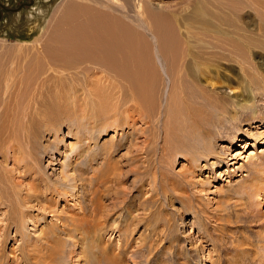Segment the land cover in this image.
I'll return each mask as SVG.
<instances>
[{
	"label": "rangeland",
	"instance_id": "1",
	"mask_svg": "<svg viewBox=\"0 0 264 264\" xmlns=\"http://www.w3.org/2000/svg\"><path fill=\"white\" fill-rule=\"evenodd\" d=\"M66 1L0 0V46H8V49L12 48V46L15 47L18 43L31 46L36 43L34 41H42L43 39V42L49 41V39L56 42L67 36V34L69 40L74 41L69 36L70 28L80 24L85 19L84 16L87 15L85 10H82L81 13L79 12L80 6L77 3H89L90 0H76L73 3H76L74 17L72 16V19L60 24L61 17L66 15L64 6ZM142 1L144 7H153L155 13L161 12V6L170 5L178 13L186 14L187 12L190 13L192 9L191 3L195 0ZM219 1L229 7H226L227 14L225 15L227 25L229 24L230 27L229 30L234 25L243 26L246 29L248 28L247 24L252 25L253 21L256 23V33L259 32V26L264 28V8L261 7L264 6V0H256V2L251 0L254 5L249 1L247 6L243 4L244 2L242 1L244 0ZM257 1L259 2L257 3ZM180 6L183 7L184 13ZM208 7L213 8L215 11L217 10L210 4ZM166 8L163 7V9ZM86 12L90 13V10H86ZM55 29H57L56 40H54ZM60 35L63 36L60 37ZM57 44L61 45L63 42H58ZM74 50L78 52L77 49ZM262 50L264 51V48ZM159 52V55H161V48ZM163 56L166 58L165 53H163ZM29 59L27 57V60ZM10 61L8 54L0 57V62L5 63L6 67H9ZM250 62L245 61L246 65L232 62L236 68L231 71V78L228 82L224 81L218 70H216V73L212 72L213 67H207L206 69L208 75L212 76V81L216 86H226L232 97L243 99L245 93H247L244 89L248 87L249 80L253 77L252 72L257 70L256 72L261 73V75L264 73L263 69L257 67L256 59ZM217 67L221 70L224 69V65ZM26 68L27 74L26 72H21L20 75L29 83L31 78L36 77L37 73H34V67H32L33 74L30 72L31 67L26 66ZM0 71L3 73L5 70ZM162 74H164L163 78L166 83L163 88L164 93L163 96L159 95L152 108L153 110L151 109L152 112H150L151 115H155L153 118L155 121H142V119L137 118L130 124L131 128L129 125H122L115 130L109 125L113 120L110 116V114L113 115L114 113L112 110H108L107 119L103 120L100 118L98 120V122H101L98 123V126L93 131L95 129V132L101 130V127L105 129L98 134L96 144L101 146L114 144L113 151L115 152L112 151L111 155L107 156L106 161L100 155H95L106 154L103 146L101 150L93 151V155L91 150H85V153L81 149L82 141L79 140V135L75 133V126H71L72 121H75V119L78 121L84 120V114L89 111L91 113L97 109L96 111L101 112L98 106L94 109V106L91 104L90 106L89 103H83L80 98L77 106H74L76 109L75 118L72 117L74 115L70 111L72 108L68 105L63 106L62 100L57 101L52 97V99H46L39 104H35L32 108L30 106L27 107L28 104H26L27 100L25 99L27 96L19 98L21 101H19L17 108L20 111L23 109L25 111L30 110L35 115L32 132L37 130L35 132L37 135L34 133L36 135L34 139L36 148L38 146L36 153L42 158L39 169L45 175L43 177L48 179L49 184L57 185L62 188V191L66 190V194L53 195L55 199L51 200V210L48 208L47 210H42L44 205L41 206L36 201L32 200L29 202L28 205L33 206L31 208L28 206V209H26L28 213L23 220V226H20V228L23 227L20 231L16 230L14 224H7L5 215L9 211L7 210L8 206H0V242L4 244L0 243V264H2L1 261H4L3 264H23V262L27 264L30 258L24 257H26V253H31L32 248L30 247L35 245L38 248L39 245L44 244L46 240L45 234L50 233V229L56 226L55 222L62 225L60 219L66 216L68 218L69 215L77 213L83 215V218L86 215L88 217L87 220L89 222L86 219L82 222L85 230L84 238L86 239L82 243L77 231H75L76 233L73 232L72 236L60 233L58 235V238H60L59 246L57 245V248L51 252L50 264H95V261L97 262L96 264H264V252L260 249L264 245V232H261L264 224V193L260 194V196L254 193L249 197L240 191V186L246 183V178L250 173L251 169L249 167L252 165V160L261 162L259 154H264V96L251 102L256 107L254 116H261L263 120L257 117L254 121L243 119L239 121V125L235 126L229 120L228 114L225 113L227 118H223L222 124L219 122L217 130L214 131L218 135L222 134V137L216 138L212 142V150H215L213 154L205 155L209 151L201 148L203 145L200 141L203 139L207 141L209 136L204 133L205 131H198V133L194 131V135L191 138L189 137L188 142H178L177 144L182 147L184 145L199 144L200 149L196 154L197 162L193 165L190 164L186 154L181 152L183 150H179V152L176 147H173L176 143L173 141L172 119L168 112L166 100L169 81L164 69H162ZM81 82L79 83L81 84ZM75 84L77 91L73 93L74 96L77 95L86 100L88 97L86 96L87 93L82 91L80 86L77 87V83ZM93 85L94 87L96 85L95 88L98 93L99 88L97 89V85L99 84L96 82L89 83L88 86L90 88L86 85V91L91 89L93 91ZM254 90L258 91L256 88ZM93 92H95V89ZM231 95L228 96L230 99H232ZM225 97V101L229 102L230 99L227 96ZM81 102L83 106L78 105ZM251 103L249 101L245 104L251 105ZM86 105L90 108L93 107V111L92 108L90 110ZM82 107H87L85 108L86 111ZM32 109L35 110L33 111ZM165 112H168V114ZM47 113L49 114L48 117L50 116L49 118ZM238 114L236 115L238 116ZM249 114H253L252 111L248 112ZM73 118L75 119L73 120ZM180 123L183 124L182 119H180ZM205 123L212 128V131L216 127L212 117L206 120ZM153 124L157 125H155L156 129ZM226 129L227 131H225ZM168 134L172 137V140ZM258 134L261 138L260 142L255 140ZM163 143L166 144L164 145ZM171 143H173L172 146ZM96 144L93 145L91 143L92 147L90 149H93ZM166 146L168 147L165 148ZM44 148L47 149V151L45 150L46 153L42 152ZM169 150L170 152H176L172 155ZM167 151L169 152V157ZM162 152L164 155L161 154ZM87 156L90 158V163ZM161 158L163 159L161 160ZM262 163L264 165V161ZM4 165L2 166L8 170L13 167L10 159L4 162ZM31 170L24 172L20 168V179L17 180L26 185L21 184V190L31 189L34 186L31 184V175H33ZM65 174H71L77 178L62 186V178ZM261 176L264 177V173ZM103 178L105 179L103 180ZM104 181L106 182L104 183ZM27 183L29 184L27 185ZM72 183L75 184V187H72ZM263 184L264 178L259 182L260 187H264ZM75 192L76 195H74ZM43 196L45 198V194ZM41 198L43 197L41 196ZM48 200L50 201L49 198ZM243 201L246 205H244ZM46 204L49 205V203ZM247 204L250 205L253 213L257 212L256 220L245 221L246 213L249 210L246 207ZM90 208L96 209L98 212L95 215L98 216L91 218L88 215ZM8 209H11V207H8ZM60 224L59 226H61ZM3 228L4 231L2 230ZM92 238L94 240H91ZM258 250L262 253H258ZM99 254L100 259L97 256ZM85 259L89 262L87 263ZM37 264L48 263L47 261L43 263L37 261Z\"/></svg>",
	"mask_w": 264,
	"mask_h": 264
},
{
	"label": "bare ground",
	"instance_id": "2",
	"mask_svg": "<svg viewBox=\"0 0 264 264\" xmlns=\"http://www.w3.org/2000/svg\"><path fill=\"white\" fill-rule=\"evenodd\" d=\"M75 1L76 0H67L65 2L64 6L66 15L61 17L59 21L60 24L67 22L74 17L76 3H73ZM249 1L251 0H244L242 2L247 6L249 5V3H247ZM252 1L256 2V0ZM259 1H257V3ZM192 3V7L190 6L192 8L190 13L187 12L185 14L183 7L180 6L184 13L181 14L182 12L178 13V11H176L175 8H171L170 5L161 6V12L159 11L155 13L153 7H144L142 0H90L89 3L81 2V4L77 3L80 6L79 12L81 13L82 10H85V14L87 15L84 16L85 19L82 18L83 20L80 24L77 23L78 25L70 28L69 36H71L75 42L70 41L67 37L68 34L67 36H65V34L64 38H61L60 41L56 42L46 38L49 39V41L43 42L44 39L42 41L36 40L34 41L36 43L31 46L23 45L21 43H18L15 47L12 46V48L9 49L7 48L8 46H0V57L8 54L11 59L9 67H6L5 63L0 62V67L2 66L0 70H5L3 73L0 71V206L5 205L9 208L11 207V209H8L7 207V210L9 211L7 215H5L8 225L14 224L16 230L18 229V231H20V229L23 228H20V226H23V220L28 213L26 209H28V206L29 208L33 206L28 205L29 202L32 200L36 201L41 204V206L44 205L42 210H47V208L51 210V200L55 199L53 195L66 194V190L62 191V188L57 185L49 184L48 179L43 177L45 175L41 169H39L42 158L36 153L38 146L36 148L34 139L36 138L35 136L37 134L35 132L37 130L35 129L36 131L32 132L35 115H33L30 110L25 111L23 109L20 111L17 108L18 103H20L19 101H21L19 100L21 96H23V98L27 96V98H25L27 100L26 104H28L27 107L30 106L32 108L35 104H39L46 99H52V97L57 101L62 100L61 102L63 106L68 105L72 108H68L72 111L73 114H71L74 115L72 117H75V107L80 98L83 100V103H89V105L91 104L94 106V109L98 106L101 112L96 111L97 109L91 113H89V111L84 114V120L78 121L75 117L73 118L75 121H72L71 123V126H75L74 130L75 133L79 135V140L82 141L81 149H83L84 152L85 150H91V154L95 150L102 149L103 145H97L96 140L100 131L105 128L101 127V130L96 132V129L94 131L93 129L101 122H98L100 118L103 120L108 118V116H106V114H109L107 113L108 110L114 112L113 115L110 114L113 120L109 125L115 130L122 125H129L130 127V124H132L137 118L142 119V121H155L153 119L155 115H151L150 112H152L151 109L154 107L159 95L163 96L164 93L163 88L166 83L164 82L162 69H164L165 75H167L166 77H168L169 81L168 88L166 87V100L168 103V112L172 119V121H170L172 122L173 141H175L176 144L180 141L188 142L189 137L191 138V136L194 135V131H197V133L198 131H205L204 133H207L209 136L207 141L206 139L200 141L203 145L201 148L209 151L205 153V155L213 154L215 150H212V142H214L216 138L222 137V134L218 135V133L214 131L217 130V124L219 122L221 123L223 118H227L225 113L228 114L229 120H231L235 126L239 125V121H242L243 119L254 121L257 117L263 120L261 116H254L256 113L254 111L256 107L254 103L251 102H254L252 101L254 99L264 96V73L261 75V73L256 72L257 70L254 71L256 74L252 72L253 77L249 80L248 87L244 89L246 90L245 92H247L245 93V97L243 99H237L234 98V96L232 97L230 92L227 91L226 86H216L212 81V76L208 75L206 68L213 67L212 72L215 73L216 70H218L224 81L227 82L230 80L231 71L236 68L235 64L237 63L245 64V61L250 62L251 60L254 61V59H256L257 67L264 71V51L262 50L264 48V28L259 26V32L256 33V23H254L255 21H251L252 25L247 24L248 28L246 29L243 26L234 25L232 29L229 30L230 27L229 24L227 25V19L225 20V15L227 14L226 7H228L225 5L227 4L224 5L219 0H208V2L207 0H195L194 2L192 1ZM209 4L217 10L215 11L213 8L211 9L208 7ZM163 7L167 8L163 9ZM261 7L264 8V6ZM176 8L178 9V7ZM86 10H90V13H87ZM57 29L54 30V40H56L55 36H57ZM61 36L63 35H60V37ZM66 37L67 39L65 41ZM58 42H63V44L58 45ZM160 48L161 55H159ZM74 49H77L78 52ZM163 53L166 54V58L163 56ZM27 57L30 59L27 60ZM232 62H235V64ZM221 65H224V69L222 70L217 67ZM26 66L31 67V73L33 69L32 67H34V73H37L36 77L31 78L29 83L20 75L21 72H26ZM81 80L84 82L82 83ZM79 82H81V84ZM91 82L99 84L97 85V89L99 88L98 93L96 92V85L95 87L93 85L95 92H93L94 89L93 91H91L92 89L86 91L87 87L85 86H88ZM75 83L78 84L77 87L80 86L82 91L87 93L86 96L88 97L86 100L77 95L74 96L73 93L77 91ZM88 87L90 88V86ZM254 88L258 91H255ZM260 89H262V91H260ZM230 95L232 99L228 97ZM225 96L230 99L229 102L225 101ZM249 101L251 103V105L249 104L250 106L247 105L248 103L245 104ZM78 105L83 106L82 102ZM82 108L85 110L87 107ZM91 108L93 111V107ZM32 110L34 111L35 109ZM250 111H252L253 114L248 115V112ZM168 112L165 113L168 114ZM237 113H239L238 116L236 115ZM48 115L49 114L47 113V117ZM210 117L213 118L216 124H214L216 127H214L213 131L211 130L212 128L205 123ZM140 119L139 121H141ZM180 119H182L183 124L180 123ZM155 125L156 124H153L156 129ZM224 126L226 127V125ZM227 129L225 131H227ZM34 133L36 135H34ZM171 138L172 137H170V139ZM255 140L260 142L261 138L259 134L255 137ZM91 143L93 145L96 144L94 147L95 149H90V147H92ZM163 144L165 145L166 143ZM172 144L173 143H171V146ZM176 144L175 146L173 145V147H176V150L178 151L183 150L181 152L186 154L189 158L190 164H196V154L200 149L199 144L184 145L183 147L179 144L176 146ZM113 145L109 144L108 146H103L107 155H95H100L106 161L107 156L111 155V152L113 151ZM167 147L168 146L165 148ZM45 150L47 151V149L44 148L42 152L46 153ZM175 152L170 153L173 155ZM164 153L162 152L161 154L164 155ZM202 154L204 153L202 152ZM87 158H89V156H87ZM259 158L264 161V154H259ZM8 159L11 160L13 166L10 170L4 167V162H7ZM162 159L163 158H161V160ZM80 160H82V158H80ZM89 160L90 158L88 161ZM262 161L255 162L252 160V165L249 167L251 170L249 169L250 173L246 178V183H244L243 186H240L242 194L251 197L254 193L258 196L264 193V191L262 192L264 187H260L259 185V182L264 178L261 176L262 173H264V165ZM20 168H22V171L24 172L32 169L31 171L33 175H31V184L34 185L31 188L32 191L30 188L21 190L20 185L22 183L21 181L18 182L20 179ZM78 170L81 171L80 168H78ZM75 178L77 177L74 175L65 174L62 178L61 185L63 186ZM104 179L105 178H103V180ZM105 182L106 181H104V183ZM100 183H102V181H100ZM28 184L29 183H27V185ZM22 185H25V183ZM74 185L75 184H73L72 187H75ZM44 194L45 198L43 196ZM74 195H76V192ZM41 196L43 198H41ZM46 203H49V205ZM244 205H246L245 202ZM246 207H248L249 210L246 213L245 221L256 220L255 217L257 212L253 213L248 204ZM90 209V211L88 210L90 213L87 214L90 215L91 218L98 216L95 215L98 212L96 209ZM4 213L6 214L5 211ZM69 216L68 218H66V216L65 218L60 219L62 225L55 222L56 226L53 229H50V233H47L48 235L45 234L46 240L44 244L41 246L39 245L38 248H36L37 246L32 245L33 247H30L32 250L28 247L31 250V253H26V257H24L27 259L30 258V263L28 261L27 264H37V261L40 263L47 261V263L50 264L51 252L57 248V245L60 242V238H58L60 233L72 236L73 232L77 231L80 235V241L82 243L84 242L86 238H84L85 230L82 222L85 221L84 219L87 220V215L84 216V218L83 215L79 213ZM59 224L61 226H59ZM262 227L263 229L261 232H264V224ZM2 230L4 231V228ZM91 240L94 239L92 238ZM260 249L264 252V245H262ZM260 252L261 251L258 253ZM97 256L98 259H100V254ZM1 262L3 264L4 261ZM88 262L89 261H87V263ZM96 263L97 262L95 261V264Z\"/></svg>",
	"mask_w": 264,
	"mask_h": 264
}]
</instances>
